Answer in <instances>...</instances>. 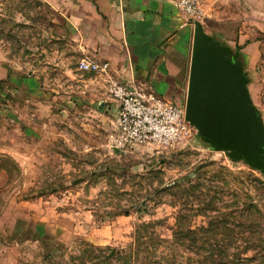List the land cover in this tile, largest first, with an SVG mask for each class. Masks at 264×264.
<instances>
[{
  "label": "rangeland",
  "instance_id": "374dc122",
  "mask_svg": "<svg viewBox=\"0 0 264 264\" xmlns=\"http://www.w3.org/2000/svg\"><path fill=\"white\" fill-rule=\"evenodd\" d=\"M194 1L201 10L196 19L203 25L207 14L218 9L222 17L231 14L238 22L232 34L248 31L257 40L250 56L253 64L244 74L250 103L264 130V0ZM57 36L41 1L0 0V62L14 71L27 75L34 67L48 72L62 66L53 64L52 57L71 51ZM185 96L186 92L183 105ZM54 127V141L39 143L31 101L0 79V264L70 262V255L79 254L87 241L125 247L143 219L162 218L158 230L171 239L174 215L184 198L169 185L199 164H205L201 180L209 183L211 193L216 191L211 213L220 218L227 207L231 209L227 217L231 235L241 239L264 233V184L256 178L264 181V171L234 156L230 148L217 149L194 126L173 146L139 144L119 150L106 136L87 135L80 129L72 134L61 120ZM249 201L258 205L251 208L252 214L246 210ZM139 205H147L149 213L136 211ZM247 214L254 220L253 230L236 225L247 224ZM188 219L199 225L208 217ZM174 253L180 260L187 255L181 249Z\"/></svg>",
  "mask_w": 264,
  "mask_h": 264
},
{
  "label": "crops",
  "instance_id": "0c3cea01",
  "mask_svg": "<svg viewBox=\"0 0 264 264\" xmlns=\"http://www.w3.org/2000/svg\"><path fill=\"white\" fill-rule=\"evenodd\" d=\"M39 1L48 8L57 37L64 40L70 54L60 52L52 57L53 64L62 65L58 68L45 72L34 67L27 75L0 62V79L31 101L39 143L54 141L51 132L57 131L54 125L60 120L72 134L80 129L107 138L114 128L117 103L107 93L105 75L79 69L83 57L107 60L110 74L183 103L189 70L186 49L192 41L193 20L177 6L178 0ZM207 16L204 29L237 54L243 70L248 71L257 40L248 31L232 34L238 22L231 14L222 17L213 9Z\"/></svg>",
  "mask_w": 264,
  "mask_h": 264
},
{
  "label": "trees",
  "instance_id": "16d2710c",
  "mask_svg": "<svg viewBox=\"0 0 264 264\" xmlns=\"http://www.w3.org/2000/svg\"><path fill=\"white\" fill-rule=\"evenodd\" d=\"M204 165L199 164L169 185L178 189V195L184 198L174 215L171 239L158 230L162 218L143 219L135 225L133 239L125 247L96 245L87 241L79 254L70 255V262L52 261L51 264H264V233H250L238 239L230 233L233 230L227 218L230 207L222 212L220 218L211 213L215 208L216 191L211 193L209 183L201 180L205 179L200 171ZM256 178L264 184L262 179ZM246 204V210L251 214V208L258 209V205L252 201ZM135 210L149 213L147 205H139ZM123 213L128 214V210L125 209ZM189 215H205L208 220L192 225ZM251 216L246 215L247 224L246 221H238L236 225H243L241 230L245 225L253 230L254 220ZM178 249L187 252L182 260L174 253Z\"/></svg>",
  "mask_w": 264,
  "mask_h": 264
},
{
  "label": "water",
  "instance_id": "95a60500",
  "mask_svg": "<svg viewBox=\"0 0 264 264\" xmlns=\"http://www.w3.org/2000/svg\"><path fill=\"white\" fill-rule=\"evenodd\" d=\"M238 55L193 20L185 118L217 149L264 171V130L250 103Z\"/></svg>",
  "mask_w": 264,
  "mask_h": 264
},
{
  "label": "built area",
  "instance_id": "2783aa9c",
  "mask_svg": "<svg viewBox=\"0 0 264 264\" xmlns=\"http://www.w3.org/2000/svg\"><path fill=\"white\" fill-rule=\"evenodd\" d=\"M177 6L194 19L201 16L194 0H178ZM77 66L105 75L107 93L117 103L114 128L107 136L113 149L139 144L173 146L184 140L194 126L185 118L182 103L166 99L149 86L110 74L107 60L83 57Z\"/></svg>",
  "mask_w": 264,
  "mask_h": 264
}]
</instances>
